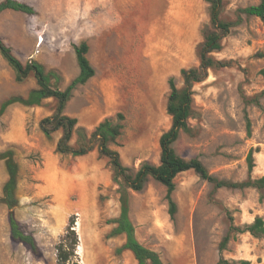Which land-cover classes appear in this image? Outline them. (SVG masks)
Here are the masks:
<instances>
[{"label":"rangeland","instance_id":"obj_1","mask_svg":"<svg viewBox=\"0 0 264 264\" xmlns=\"http://www.w3.org/2000/svg\"><path fill=\"white\" fill-rule=\"evenodd\" d=\"M260 1L223 0L220 18L239 21L210 53L215 62L222 63L210 67L206 78L194 83L189 131L181 130L172 144L178 155L199 158L210 174L231 182L264 174V20L237 11ZM90 10L88 6V25L94 16ZM210 10V0H182L177 7L175 0H136L123 14L121 29L107 34L103 44L90 39L87 56L95 75L76 86L64 112L77 117L78 127L88 136L106 119L118 124L120 134L109 146L120 153L132 174L144 163H160L159 140L173 122L167 110L169 80L174 78L182 88L181 70L199 66V47L206 34L215 30ZM34 20L28 14L25 23L31 25ZM73 47H35V51L48 52L46 71H55L61 89L75 77ZM53 55L62 57L60 67L49 59ZM21 60L27 62L26 57ZM23 84L38 87L33 73L17 82L13 67L0 52V105L11 96L9 92L23 93ZM56 104L51 97L29 109V133L45 136L39 123L54 113ZM3 127L8 125L0 124V131ZM76 130L73 145L78 144ZM62 132L59 129L51 138L38 140L40 150L31 153L22 146L12 147L20 168L15 217L23 231L34 236L38 250L13 239L9 210L0 200V264H59L60 243L73 252L70 227L78 238L74 253L81 264H138L132 251L122 248L125 234L112 235L121 212L122 179H115L110 159L100 154L98 142L86 155L62 154L60 165L68 183L53 186L41 148ZM250 150L254 158L251 171ZM62 174L61 170L60 179ZM7 179L5 164L0 161V198ZM174 181V215L167 187L152 176L143 189H128L129 216L143 245L156 250L166 264H220L221 259L231 264H243L242 260L264 264V234L255 236L233 227L243 228L257 216L264 220L260 190L216 187L193 169L180 172ZM226 236L228 242L221 250Z\"/></svg>","mask_w":264,"mask_h":264},{"label":"trees","instance_id":"obj_2","mask_svg":"<svg viewBox=\"0 0 264 264\" xmlns=\"http://www.w3.org/2000/svg\"><path fill=\"white\" fill-rule=\"evenodd\" d=\"M222 2L223 0H210V18L215 30L206 34L204 41L199 47V66L183 68L181 70L184 81L182 88L176 86L174 78L169 80L171 91L167 110L172 116L173 122L171 127L161 135L159 140L161 147L160 163H144L135 174L129 172V168L124 165L120 153L109 146V142L120 134L118 124H114L110 119H106L88 136L83 128L78 127L77 117L64 112L66 104L71 99L76 86L86 83L95 75V68L87 56L89 44L83 42L80 45H74L80 72L65 89H61L58 85V76L54 70L46 71L44 65L36 60H30L24 63L15 55L12 47L7 45L0 37V52L9 65L13 67L16 81L23 82L33 73L38 85V87L32 88L26 96L12 95L5 99L0 105V116L4 113L7 106L12 103L19 102L27 106L40 105L44 99L53 97L57 100L56 109L53 114L42 118L39 126L47 138H51L55 131L62 129V136L57 142L56 152L72 154L74 156L86 155L93 150L94 143L98 142L100 154L110 159V163L114 169L115 179H122V181L120 180L122 182L120 191L121 212L120 216L114 221L116 226L112 230V235L125 234L126 241L122 248L132 251L138 264H147L148 261L151 264H166L156 250L146 247L138 240L135 226L129 216L128 189H143L149 176H152L167 187V198L171 215H174L177 209V204L172 195L176 187L174 179L180 172L190 169L195 170L202 178L213 182L216 187H256L262 193L260 198L262 199L264 197V174L255 179L249 177L246 180L237 182L218 179L209 173L199 158L185 159L178 155L172 146L178 139L181 130L189 131L188 116L191 109L194 83L206 78L210 67L216 63H222L215 62L210 56V53L220 47L222 35L229 32L230 28L239 21V19L235 22L224 21L220 18ZM6 8L21 10L29 14L35 13V9L31 5L16 0L1 1L0 12ZM237 11L238 13L254 15L264 20V0H261L257 4L239 7ZM75 129H77L76 131L79 136L77 145L71 143ZM0 160L5 161L8 173V179L3 186V196L0 200L6 203L9 210L11 235L14 240L24 242L34 251H37L38 246L34 236L25 233L20 222L15 217L14 209L19 202L16 190L20 168L19 163L15 159L14 150L8 148L0 151ZM248 163L249 170L251 171L254 166L253 150H250L248 153ZM233 227L237 231H249L255 236L264 234V220L260 216H257L251 224H247L243 228ZM69 229L74 234V241L71 246L73 252L66 248L64 242L60 243L57 247L59 264H81L75 259L74 253L78 241L76 232L71 227ZM228 239V236L223 239L220 246L221 250L225 248ZM241 263L249 264V261L242 260ZM220 264H231V262L226 259H221Z\"/></svg>","mask_w":264,"mask_h":264},{"label":"crops","instance_id":"obj_3","mask_svg":"<svg viewBox=\"0 0 264 264\" xmlns=\"http://www.w3.org/2000/svg\"><path fill=\"white\" fill-rule=\"evenodd\" d=\"M1 1L3 0H0V2ZM16 1L32 6L35 9V13L31 15L35 16V20L31 25H27L25 21L29 13L13 8H6L0 12V37L7 45L14 46L17 57L20 59L26 57L27 62L36 60L43 64L44 67L46 61H48V52L45 51L46 49L41 48H38L39 51L36 52V46L38 47L39 45L40 47L42 44L74 46L80 45L83 42L90 44L91 38L103 44L107 34L122 28L121 22L124 18L123 14L127 13L129 8L136 2V0ZM139 1L142 2L143 0ZM177 3L180 6L182 0H175L176 7ZM88 6L91 8L90 14H94L93 22L89 25L87 23ZM115 14L119 15L118 19H116ZM197 15H199V11ZM41 36L43 40L39 42V37ZM148 37H150V35ZM70 51L76 62L74 74L76 77L80 72V66L78 67L79 64L74 47ZM49 59L55 61V65L61 66V56L57 57L53 55ZM21 87L23 93L17 94L9 92L8 95L26 96L32 89L31 86H24V84ZM8 95L6 97H8ZM35 106L37 105L27 106L19 102L7 106L4 113L0 116V124L3 125L4 123L8 125V127H3L0 131V151L12 147L20 149L21 146L24 147L28 153L40 150L38 140H46L47 137L33 136L28 131V111ZM59 138L60 136H56L47 147L41 148V151L46 157L44 161L46 171L51 175L52 180L54 179L53 186L65 187L68 183V178L60 165L63 156L61 153L54 152ZM0 161H3L5 164L4 160ZM61 170L63 174L60 179Z\"/></svg>","mask_w":264,"mask_h":264},{"label":"bare ground","instance_id":"obj_4","mask_svg":"<svg viewBox=\"0 0 264 264\" xmlns=\"http://www.w3.org/2000/svg\"><path fill=\"white\" fill-rule=\"evenodd\" d=\"M79 224H80V223L78 222V225H79ZM80 225H81V224H80ZM80 242H81V241H80ZM78 249H79V251H81V250L83 249L82 244L79 245V248H78Z\"/></svg>","mask_w":264,"mask_h":264},{"label":"built area","instance_id":"obj_5","mask_svg":"<svg viewBox=\"0 0 264 264\" xmlns=\"http://www.w3.org/2000/svg\"><path fill=\"white\" fill-rule=\"evenodd\" d=\"M43 40V37L41 36V37H39V42H41ZM39 46V45H38ZM36 51H38V50H36Z\"/></svg>","mask_w":264,"mask_h":264}]
</instances>
